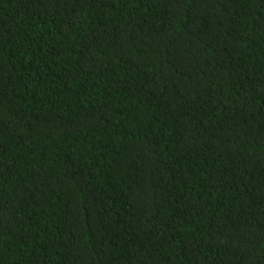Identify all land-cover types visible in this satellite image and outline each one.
I'll return each mask as SVG.
<instances>
[{"label":"trees","instance_id":"obj_1","mask_svg":"<svg viewBox=\"0 0 264 264\" xmlns=\"http://www.w3.org/2000/svg\"><path fill=\"white\" fill-rule=\"evenodd\" d=\"M0 264H264V0H0Z\"/></svg>","mask_w":264,"mask_h":264}]
</instances>
